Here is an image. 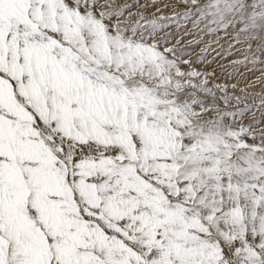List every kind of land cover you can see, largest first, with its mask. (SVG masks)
<instances>
[{
    "label": "snow or ice",
    "instance_id": "snow-or-ice-1",
    "mask_svg": "<svg viewBox=\"0 0 264 264\" xmlns=\"http://www.w3.org/2000/svg\"><path fill=\"white\" fill-rule=\"evenodd\" d=\"M0 264H264V0H0Z\"/></svg>",
    "mask_w": 264,
    "mask_h": 264
}]
</instances>
